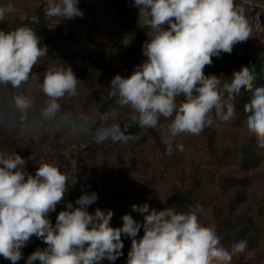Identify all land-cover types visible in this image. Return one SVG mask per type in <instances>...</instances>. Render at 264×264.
I'll list each match as a JSON object with an SVG mask.
<instances>
[{
	"label": "clouds",
	"instance_id": "clouds-1",
	"mask_svg": "<svg viewBox=\"0 0 264 264\" xmlns=\"http://www.w3.org/2000/svg\"><path fill=\"white\" fill-rule=\"evenodd\" d=\"M79 0H47L45 16L72 19L82 17ZM247 0H133L138 8L139 23L148 29L142 47L147 58L135 66L129 77L115 75L109 85V97H116L121 107L133 113L130 120L141 129L161 131L163 143L171 152V138L180 134L198 136L214 123L215 118L229 122L236 117L235 99L242 89L251 91L244 111L246 126L264 148V86H255L254 67L234 71L231 82L205 75L204 69L221 53L231 54L234 45L252 37L254 28L246 15ZM11 5L0 6V22L12 14ZM28 26L0 30V85L19 88L29 79H38L34 67L47 56V46ZM77 80L70 67H53L43 75L40 87L50 98L44 116H54L57 101L77 93ZM183 97L178 103V98ZM20 109L31 106L24 96L15 97ZM109 114H105L104 119ZM170 119L166 127L160 118ZM129 127L115 124L99 129V140L122 138ZM85 132L90 131L85 128ZM183 151V145H177ZM75 169L76 162L70 160ZM75 182L56 165L42 162L35 175L26 171V161L19 154L0 152V256L17 264L21 249L33 236L42 239L46 248L31 253L26 264H100L104 259L115 262L124 247L122 234L130 238L131 248L126 264H230L234 255L243 253L247 242L240 240L225 248L221 237L200 223L202 206H189L187 212L173 207L150 209L147 203L133 205L132 211L143 215V223L130 214L122 216V227L110 226L113 216L88 206L98 199L96 193H85L76 200L78 207L66 204L57 215L55 225L48 216L55 211ZM144 235L136 239L140 229Z\"/></svg>",
	"mask_w": 264,
	"mask_h": 264
},
{
	"label": "trees",
	"instance_id": "trees-1",
	"mask_svg": "<svg viewBox=\"0 0 264 264\" xmlns=\"http://www.w3.org/2000/svg\"><path fill=\"white\" fill-rule=\"evenodd\" d=\"M93 1L97 0H79L78 7L83 12V16L72 19L61 17L54 31H48V24L45 21L47 0H39L37 6L33 4L36 0H0V6L11 4L15 8L12 14L6 16L3 22H0V30L8 32L15 30L19 26L31 27L41 38V46L46 45L48 49L47 56L41 59V67L36 72H33L38 79L30 78L26 84H22L19 88H13L11 85H0V118H4L3 124L7 127V130L0 135V152L19 154L26 161V171L33 176L42 162L51 163L61 168L57 162L62 159L64 154L57 153L56 159L51 157L45 160L38 158L40 151L37 152L36 150L39 145L37 142L39 141L35 142L32 138L25 140L19 134L20 122L15 116L17 109L15 97H26L29 91L36 92L38 101L41 104L34 102L33 106L36 107L38 115L43 114L44 109L50 102V98L43 93L40 84L49 65L70 67L79 81L77 90H79V87L82 90V88L85 89L87 86L92 85L91 91L86 95V105L97 104L98 113L95 124L111 120L115 124L120 125L122 129L125 124H128L129 127L124 135H137L145 132L151 136L164 158L167 157L174 160L177 157L176 152L179 149L176 147L177 150L175 149L173 153H169L163 143L164 137H162L160 130L139 128L130 120L131 115H133L131 110L128 114L125 112V109L129 107H121L117 104L116 97H109L108 95L110 82L115 75L129 77L134 67L142 64L147 59L143 55L142 47L144 42L149 39L147 35L148 29L139 23L138 11L132 6L133 0H108L114 7V21L116 24L119 27L132 29L134 39L130 44L96 41L92 38V27L85 15L89 14L92 17L90 5ZM250 8L260 15V18L254 21L248 18L250 23L253 26L259 23L262 27L259 30L254 28L252 37L247 41L234 45L231 54L221 53L219 57H213L212 65L206 66L204 69L205 75H215L220 77L224 83H230L234 71H239L242 67H254L257 77L256 81H254V87L264 86V10H261L254 3ZM23 11H25V14L22 15ZM251 95V91L242 89L241 95L235 99L236 117L233 119L234 122H240L238 119H247L248 113L244 111V105L249 102ZM64 97L57 101L60 106L64 105ZM180 100H183V97L178 98L177 102L179 103ZM37 104L40 105L38 106ZM105 114H109L106 119L103 118ZM213 116L215 120L214 110ZM40 119L42 123L48 122L50 116L48 118L40 116ZM168 122H170V119L160 118L162 127H166ZM77 123L83 130L90 127L94 131L95 124L91 125L86 120H78ZM203 132L206 135L208 151L216 157L215 154L218 155V153L215 150L216 133L213 125L206 127ZM92 135L93 132H91V137ZM47 136L48 133L45 132L44 136L40 137V142H43ZM18 143H20V146ZM22 144L26 148L24 146L21 150ZM89 145L88 143L84 144L82 149H86ZM107 145V142L104 143V146ZM104 146L102 144V147ZM27 147L33 153L32 156L27 153ZM234 152L239 154L237 165L240 175H219L218 177L225 182V187L221 184L223 188L221 195L217 198L212 196L209 199L212 206L210 212L203 207L198 214L201 224L208 215L211 217L214 223V231L221 237V244L225 248L230 250L231 246L240 240L247 242L245 251L234 255L230 264L244 262L246 253L250 251L256 253L255 258L257 257V259L262 254L257 249L260 244L259 236L262 232L259 216L262 209L258 206V202H256V211L251 210V207L244 208L252 178L255 175H260L257 167L261 161V156L254 149L251 142H244L241 146L224 147L218 158L220 160L227 159ZM62 172L67 173L68 171L64 169ZM186 188L178 197L171 199L169 207L177 209L178 212H187L189 206L201 205V200L206 199L205 195H201V191L195 185H189ZM58 206L48 216L53 226L60 212ZM46 247L47 245L42 239L33 236L31 241L21 249L22 259L17 264H26L27 258L31 253L38 248L43 249ZM127 258L122 264H126ZM113 263L107 259L100 262V264ZM0 264H12V262L0 256ZM34 264H40V262L36 261Z\"/></svg>",
	"mask_w": 264,
	"mask_h": 264
},
{
	"label": "rangeland",
	"instance_id": "rangeland-1",
	"mask_svg": "<svg viewBox=\"0 0 264 264\" xmlns=\"http://www.w3.org/2000/svg\"><path fill=\"white\" fill-rule=\"evenodd\" d=\"M236 1L238 4L244 2V0ZM253 3L264 10V0H247L246 15L254 21L259 19L260 15L255 13L252 7L250 8ZM33 4L37 6L39 0ZM90 7L92 17L89 14L85 16L92 27L94 40L124 44H130L133 41L132 29L119 27L114 21L115 10L108 0L93 1ZM133 8L139 11L138 8L134 6ZM21 14H25V11ZM60 18L45 16L48 31H54ZM41 62L42 60L34 67L33 72L41 67ZM53 67L49 65L47 70ZM78 89L75 96L65 94L64 105L60 106L54 116H50L48 122L42 123L40 116L45 117L44 114L38 115L36 107L33 106L34 102L40 103L36 92L29 91L26 95L32 102L29 108L22 110L17 106L15 111V116L20 122L19 134L25 140L32 138L33 141L40 142V137L44 136L45 132L48 133L43 142H37L39 145L36 151H40L39 159L45 160L50 157L56 159L57 153L64 154L57 164L62 170H67V174L75 182L68 184V191L62 202L58 204L59 211L66 210L67 203H72L73 208L78 207L75 202L81 195L94 192L98 199L88 206L87 211L90 214H94L97 208L105 213L111 210L113 216L110 226L114 228L122 227L124 214H130L134 220L142 224L143 215L132 211L133 205L147 203L150 209L163 210L169 207L171 199L178 197L187 189V186L195 185L201 191L200 194L206 197L205 200H201L202 208L210 212L212 206L209 199L212 196L216 198L220 196L223 191L221 184L224 186L225 183L218 176L240 175L237 165L239 154L234 152L233 155L225 158L226 160H220L218 157L221 150L226 146H241L244 142H251L261 156L257 167L260 175L252 178L244 208L251 207V210L256 211V202H258V206L262 209L259 214L262 232L259 236L260 244L257 246L262 254L257 259L256 253L247 252L244 262H238V264H264V148L257 146L256 138L247 129L246 119H238L240 122H234V120L224 122L215 118L213 128L216 133L215 150L218 153V155L215 154L216 157L208 151L206 135L203 131L198 136L183 133L171 138L172 151L169 153H173L177 145H183V151L176 149L177 157L171 160L163 157L159 147L145 132L100 141L98 130L115 123L106 120L101 124H95L98 113L97 104L86 105V95L91 91L92 85L82 90L80 87ZM125 112L130 113V108L125 109ZM78 120H86L91 125L95 124L94 131L88 127L90 131L85 132L77 123ZM3 122L4 118H0V135L7 130ZM91 132H93L92 137ZM106 142L108 145L104 146ZM87 143L90 145L82 149ZM18 145L20 146V143ZM24 146V144L21 145V150ZM27 153L33 155L29 147H27ZM70 160L76 162L75 169L70 164ZM202 224L214 230V223L209 215ZM143 235L144 230L141 228L136 239L139 240ZM121 240L124 245L123 255L114 262L115 264H122L131 248L130 238L122 234Z\"/></svg>",
	"mask_w": 264,
	"mask_h": 264
}]
</instances>
